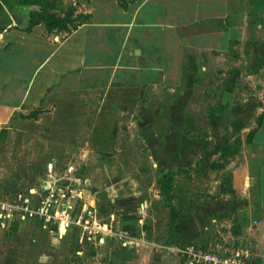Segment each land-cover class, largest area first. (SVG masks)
<instances>
[{"label":"crops","instance_id":"0c3cea01","mask_svg":"<svg viewBox=\"0 0 264 264\" xmlns=\"http://www.w3.org/2000/svg\"><path fill=\"white\" fill-rule=\"evenodd\" d=\"M6 8L2 0L0 131L10 127L14 119L38 110H55L49 106L56 103L55 97L60 94L79 93L85 99L88 95L99 94L101 100H106L116 91L138 88L142 99L148 100L147 94L154 86L175 88L182 85L185 68L197 66L196 55H206L207 62L201 68L206 70L213 88L217 77L223 79L229 75V69L230 73L236 69L235 55H243L250 36L264 37V0H87L78 11L81 16L85 15L84 20L75 26L66 23V28L57 33L53 32L56 28L52 31L42 28V24L29 31L22 30L20 20L11 12L7 13ZM257 65L258 69L249 71L246 77L248 81L263 76V89L258 94L263 100L257 113L260 123L249 129L250 133H255L238 152L235 150L223 157L224 165L206 186L205 204L199 205V198L192 203L190 228L182 226L179 219L174 228L171 220L170 225L177 235L158 237L156 234L159 225L154 224L150 214L154 211L153 201L156 203V199L160 201L166 197L162 193L166 169L159 178L157 190H153L154 184L146 185L145 189L144 186L138 188L137 184L124 187L122 179L128 176H120L124 174L122 169L114 177L119 178L115 184L104 185L102 181L112 177L103 179L96 165L112 164L114 157L90 150L87 138L83 145L73 146L67 141H54L30 133L28 142L35 141L34 147L47 149L42 152L45 157L58 148L66 150L68 167L61 168L56 157L48 159L44 182L49 175L77 179L84 191L78 202V217L87 218L90 227L94 224L97 236L105 238L102 245L122 244L138 255L134 264H150L155 252L170 264H184L175 248L203 247L219 239L243 243L253 251L258 263L264 264V68ZM234 92L232 86L225 88L223 104L234 95L241 99L240 92ZM44 114L51 116L56 112L50 110ZM97 125L90 126V133L100 129ZM158 162L163 163L160 159ZM77 164H82L81 170L76 169ZM70 166H73L71 172L68 171ZM85 166L91 168L84 169ZM173 172L179 183L177 172ZM190 190L192 199L202 196L196 192L204 193L199 181L196 185L192 183ZM111 191H114L110 199L114 212L108 223L100 218L96 200L104 194L109 196ZM143 197L146 201L141 204L138 201ZM170 206L180 211L174 204ZM75 227L84 229L83 226ZM136 231L141 234L136 236ZM150 233L154 234L153 240L147 238ZM84 242H88L86 238Z\"/></svg>","mask_w":264,"mask_h":264},{"label":"rangeland","instance_id":"374dc122","mask_svg":"<svg viewBox=\"0 0 264 264\" xmlns=\"http://www.w3.org/2000/svg\"><path fill=\"white\" fill-rule=\"evenodd\" d=\"M15 1L4 0L7 13H12ZM0 2L2 7V0ZM85 4L87 0H36L34 9H42L54 19H64L66 23L75 26L84 20L85 15L81 16L78 11ZM35 19L37 21L32 28L42 24V28L47 29L38 15H35ZM56 29L52 31H62ZM246 43L243 55H235L236 69L231 73L229 69V75L223 79L217 77L213 88L209 76L206 77V70L201 68L207 62L206 55H196L194 59L198 61L197 66L194 64L193 68H185V81L182 85L175 88L154 86L147 94L148 100L142 99L138 88L116 91L106 100H101L99 94L95 97L88 95L87 99L79 93L66 96L60 94L55 97L56 103L49 106L56 108L50 109L56 115L44 114L50 110H38L19 120L14 119L10 127L0 131V199L19 191L26 192L33 187L39 189L47 179L45 173L50 158H58L57 163L61 168L68 167L64 147L52 151L54 155L45 157L42 152L47 149L34 147L35 141L28 142L30 133L54 141H67L73 146L83 145L87 138L90 140V150L101 156L114 157L112 164L96 165L103 179L112 177L102 181L104 185L115 184L119 178L114 177L122 169L121 173L124 170V174L120 176L136 178L122 179L124 187L137 184L138 188L144 186L145 189L146 185L154 184L153 190H157L164 170L167 173L170 170L176 171L179 183L174 179L173 192L160 201L156 199V203L153 201L154 213L150 214V219L156 226L159 225L156 233L158 237H169L174 233L170 225L169 205L174 204L181 212L179 220L182 226L190 228L192 203L199 198V205L205 204L206 186L224 165L223 157L232 151L238 152L249 138V129L260 123V115L257 113L263 100L258 94L263 89V76L247 81L246 74L257 70V63L264 68V37L250 36ZM228 86L233 87L234 93L240 92L241 99L234 95L223 104V92ZM93 123H97L100 129L90 133ZM111 128L114 132H111ZM106 129L109 131H104ZM158 159L163 161L161 165ZM75 166L77 170L82 168V164ZM89 166L84 169L91 168ZM198 181L204 193L196 192L202 196L196 195L194 201L190 187ZM128 191L133 192L132 189ZM109 193V196L100 195L99 200H96L100 218L108 223L110 214L114 212L110 202L114 191ZM145 199L140 198L138 202L144 204ZM140 234L138 231L135 233L136 236ZM149 236L147 238L153 240L154 234L150 233ZM86 237L88 234L84 230L75 227L63 238H58L53 229L45 228L37 221L15 220L6 229L0 228V264H134L138 256L132 250H126L122 244L117 246L111 242L99 246L97 239L85 243ZM159 255L155 252L150 264H170V261L160 259Z\"/></svg>","mask_w":264,"mask_h":264},{"label":"built area","instance_id":"2783aa9c","mask_svg":"<svg viewBox=\"0 0 264 264\" xmlns=\"http://www.w3.org/2000/svg\"><path fill=\"white\" fill-rule=\"evenodd\" d=\"M53 169L52 164L49 165ZM71 167L68 171H72ZM84 191L75 178H58L49 175L42 188H30L0 199V228L6 229L13 221H37L51 228L58 238H63L73 227L83 226L88 234L86 241L96 240L104 244L105 238L97 236L94 224L87 218L78 217V202ZM89 216V215H88ZM91 216V215H90ZM89 216V217H90ZM184 264H259L253 251L243 243L231 239L215 240L207 246L188 245L174 249Z\"/></svg>","mask_w":264,"mask_h":264},{"label":"trees","instance_id":"16d2710c","mask_svg":"<svg viewBox=\"0 0 264 264\" xmlns=\"http://www.w3.org/2000/svg\"><path fill=\"white\" fill-rule=\"evenodd\" d=\"M36 5V0H16L14 6L12 7V13L20 20V28L22 30L29 31L32 26L36 24L37 19H35V15H38L43 22H45L47 28L49 30L58 28L64 29L66 28V21L64 19H54L52 16L45 13L42 9L35 10L34 7ZM254 131H252L249 135L248 140L252 139L254 135ZM175 174L173 171H169L165 177L163 182V195L169 194L173 190V183H174ZM171 209V220L172 225H174L179 217L180 211H178L174 206H170Z\"/></svg>","mask_w":264,"mask_h":264}]
</instances>
